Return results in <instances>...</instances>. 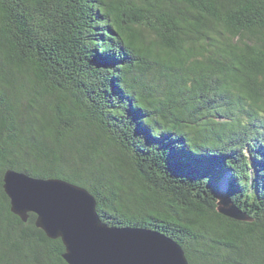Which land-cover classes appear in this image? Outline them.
<instances>
[{"label":"trees","instance_id":"trees-1","mask_svg":"<svg viewBox=\"0 0 264 264\" xmlns=\"http://www.w3.org/2000/svg\"><path fill=\"white\" fill-rule=\"evenodd\" d=\"M11 170L190 264H264V0H0V264H68L12 212Z\"/></svg>","mask_w":264,"mask_h":264},{"label":"water","instance_id":"water-1","mask_svg":"<svg viewBox=\"0 0 264 264\" xmlns=\"http://www.w3.org/2000/svg\"><path fill=\"white\" fill-rule=\"evenodd\" d=\"M4 183L12 212L24 222L36 214V226L63 241L68 264H190L182 246L164 233L104 223L96 198L83 187L12 170ZM217 211L234 221H251L230 197L218 200Z\"/></svg>","mask_w":264,"mask_h":264},{"label":"bare ground","instance_id":"bare-ground-1","mask_svg":"<svg viewBox=\"0 0 264 264\" xmlns=\"http://www.w3.org/2000/svg\"><path fill=\"white\" fill-rule=\"evenodd\" d=\"M224 191V190H223Z\"/></svg>","mask_w":264,"mask_h":264}]
</instances>
